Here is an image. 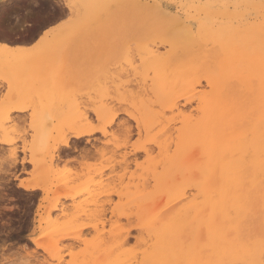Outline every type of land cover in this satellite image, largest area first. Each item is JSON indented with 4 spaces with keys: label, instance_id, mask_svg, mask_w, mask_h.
<instances>
[{
    "label": "snow or ice",
    "instance_id": "6c2138e0",
    "mask_svg": "<svg viewBox=\"0 0 264 264\" xmlns=\"http://www.w3.org/2000/svg\"><path fill=\"white\" fill-rule=\"evenodd\" d=\"M19 3L20 8L7 14L0 5V130L6 149L11 145L6 159L17 160L21 139L26 155L29 134L35 146L37 130L55 125L57 118L70 129L69 135H78L84 125L89 134L103 133L106 143L117 144L121 151L131 147L133 155L142 153L136 171L150 161L157 171L161 164L168 170L166 192L137 197L129 230L139 233L128 249L136 254L133 264H264V0ZM241 9L247 10L244 15ZM134 10H148L152 18L186 34L194 48L204 50L205 60L180 65L178 75L169 74L159 62L143 73L153 54L144 32L135 28L140 17ZM202 67L210 74L194 75ZM142 75V87H137ZM228 77L248 90V107L239 118L234 113L240 109L225 102L220 88ZM184 93L197 105L191 113L178 112L187 99ZM162 104L177 114L178 125H198L193 134L177 127L166 148L159 135L152 136L160 126L154 121ZM14 110L30 114L31 127L26 125L11 140ZM52 113L57 115L50 118ZM63 142L53 145L45 137L42 149L54 155ZM17 183L24 187L27 182L17 177ZM165 195L170 204L158 208ZM96 213L107 215L106 209L97 208ZM104 224L101 247L110 244L115 255L127 245L111 243L107 219ZM0 264L65 260L54 245L38 239L30 248L0 258ZM101 264L127 262L110 259Z\"/></svg>",
    "mask_w": 264,
    "mask_h": 264
},
{
    "label": "bare ground",
    "instance_id": "6f19581e",
    "mask_svg": "<svg viewBox=\"0 0 264 264\" xmlns=\"http://www.w3.org/2000/svg\"><path fill=\"white\" fill-rule=\"evenodd\" d=\"M129 3H157L159 0H126ZM183 2H193V0H183ZM195 2H201V0H195ZM214 2H224V0H214ZM231 3H249L253 0H228ZM258 3V0H254ZM247 10H239L240 15H244ZM140 19L137 21L135 28H138L146 35L145 43L148 46L151 54H153V60L148 65L142 67L141 71L146 74L147 67H150L152 63L159 62L162 66H167V72L169 74H179L177 69L180 65H190L195 60L199 59L201 62L205 60V52L203 49L194 48L190 42L189 37L186 34H181L171 29L164 21L156 20L152 18L151 13L148 10H134L132 13ZM194 75L207 76L210 73L206 67H202L199 72L193 70ZM136 73L133 72V76ZM124 79H127V72H124ZM144 75L141 76V84L137 87H142ZM199 83V80H197ZM149 88H151V80L149 79ZM205 87L207 84L205 82ZM220 88L224 92V100L226 103L237 106L240 111L234 113L239 118L244 109L248 107L247 104V87L242 82H233L230 77L226 78L225 82L221 83ZM131 91V89L129 90ZM187 99L183 100L179 107L178 112L191 113L193 108L197 105H192V99L188 93H184ZM191 104L188 108L187 105ZM13 112H23L14 110ZM91 119V115L85 113ZM258 116V111H257ZM14 117H12L13 119ZM178 116L176 113L171 112V107L167 104H162L159 109V115L155 118V123L160 126L156 129V132L152 133V136H160L159 143L167 145L172 142L173 134L176 133L177 127H183L185 134L195 133L198 125L196 122H189L183 125L177 124ZM182 119V118H180ZM62 121H58L52 127H41L36 132L35 143L42 142L45 137H51L53 145L56 144L57 140L64 141L54 148V155L52 152H46L50 158L51 165L49 166L44 179H40L37 182H31L30 177H21L19 171V165H22V172H27L26 163H30L34 166H38L39 160L35 159L33 151L35 147L33 143H28V151L32 154L25 155L24 152V141L19 144V150L17 152V160L9 162L6 159L8 151L11 150V145L6 146L4 144L5 135L0 130V153H3L7 162V170L5 174L0 178V190L6 188L11 183L12 179L17 180L19 177L25 180L27 183L24 187L18 185L17 192L25 195L22 191L37 192L41 191L42 196L39 198V205L36 210V229L42 230V232L33 240L34 244L38 239L42 240H53L59 237V239L70 240L65 245L71 251V258L66 259L65 254L63 255L65 264H68V260L78 261L79 264H101L107 260H120L127 262V264H133L136 260V254L129 252L133 245L137 243L136 237L139 235L136 229L132 228L129 234L130 225L132 224V217L138 208L137 197L145 196L154 191H167V174L168 170L165 169L164 165L161 164L159 171L156 169L155 162L150 161L148 167L141 168L140 171H136L137 160L143 161L144 156L142 153L131 156L133 149L129 147L126 151H121V148L117 145L112 149V155L110 160L104 166L106 169H110L113 174L103 180H97L96 176H100L103 172L97 174H77V175H60L58 171L53 169L59 160L62 159L61 153H66L72 146H77L76 143L81 142L83 138L90 139L89 137L94 136L96 133L89 134L88 129L84 126H80V133L78 135H69L70 129L62 127ZM103 134V133H102ZM20 136V135H19ZM18 136L8 137L11 140H16ZM91 140V139H90ZM46 142V141H45ZM75 144V145H74ZM107 143L104 141L103 145ZM103 145L94 146L92 148L83 147L79 149L78 162L89 166L91 159L100 160L104 157ZM38 146V145H37ZM160 149H156L154 155L159 154ZM44 152V153H45ZM70 152V151H69ZM20 153H23L21 155ZM43 153V152H42ZM38 154V153H37ZM66 155V154H65ZM45 156V155H44ZM45 163V162H44ZM47 163V162H46ZM45 164H42L44 167ZM40 166V165H39ZM58 166V165H57ZM41 168V167H40ZM171 168V165H170ZM42 174V173H41ZM42 177V176H41ZM40 177V178H41ZM103 178V175L101 176ZM159 178V179H157ZM257 177V183H258ZM116 182L119 188L114 190H108L104 193L100 190L97 194L100 196L93 201L91 208L85 207V203L90 202L88 199H82L86 193L95 191L101 188L103 181ZM77 183V184H76ZM2 187V188H1ZM8 190V189H7ZM22 190V191H21ZM4 191H1L2 194ZM7 193V192H6ZM5 193V194H6ZM24 193V194H23ZM34 197V194H32ZM30 195V197H32ZM175 198V197H174ZM3 200V195L0 196ZM31 199V198H30ZM67 201V202H66ZM77 203V204H76ZM170 201L167 195L163 198V203L158 204V208H163L169 205ZM44 208V210H43ZM106 209L107 215L101 213L99 216L96 213V209ZM113 209L115 214L113 215ZM43 210V212H41ZM70 216V220L62 228H56L57 220L60 216ZM98 218V219H93ZM108 221V229L111 243L119 244L126 243V247L120 248V251L115 255L110 252V244H104L101 247L102 241L106 239L103 235L105 231L104 220ZM78 221V222H77ZM77 222L72 226L73 223ZM257 233L259 228V220L256 221ZM67 226V227H66ZM92 226L93 235L91 238L85 236L84 230ZM115 226V227H114ZM55 227L54 229L50 228ZM44 232V233H43ZM46 237V238H45ZM95 238V239H93ZM58 240V239H57ZM43 241V240H42ZM76 242H83L85 247L78 252L73 250L76 246ZM143 255L141 254V259Z\"/></svg>",
    "mask_w": 264,
    "mask_h": 264
},
{
    "label": "rangeland",
    "instance_id": "374dc122",
    "mask_svg": "<svg viewBox=\"0 0 264 264\" xmlns=\"http://www.w3.org/2000/svg\"><path fill=\"white\" fill-rule=\"evenodd\" d=\"M164 2H169V0H164ZM20 7L21 4L19 3V0H15V3L12 5V7L9 10L5 11V13L7 14L9 12L15 11ZM2 75L3 73L0 72V76ZM0 83H2V81H0ZM192 105L195 104L192 103ZM190 106L191 104L187 105L188 108ZM56 115H57L56 113H52L50 115V118L51 116H56ZM12 117L14 118L12 119L11 127L15 128V135H12L10 133L9 134L10 137L19 136L22 129L26 125L28 127H31L30 114L26 115L24 112H13ZM59 120L60 122L62 121L60 118H57L56 119L57 124ZM89 138L91 140L87 138L86 139L83 138L81 142L76 143L77 146H72L71 148H69V150L66 153H61L62 159L59 160V162L55 166H53V169L58 171V174L60 175H77V174H87V173L97 174L99 172H103L100 176H96V179L100 181L106 177L111 176L113 172L110 169L104 168V166L110 160V156L112 155V149L115 146H117V144L107 143L106 145H103L104 141L106 142V140L102 133H96L94 136H91ZM21 143L22 141L20 140L19 144ZM28 143L30 144L33 143L31 134H29L28 136ZM93 145L94 146L103 145L102 148H103L104 157L101 158L100 160L91 159L90 161H88L90 163L89 166L78 162L77 158L80 151L79 149L83 147L92 148ZM34 148H35V152L33 151V154L34 156H36L35 159L39 160L38 166H34L30 163H26L27 172H22V165L20 164L18 171L19 173H21L20 174L21 177L22 176L30 177L31 182H37L40 179L41 180L44 179V176L46 175V172L49 166L51 165L48 154L42 149V142L41 145L40 143L36 142ZM20 154L23 155V153ZM30 154L32 153L27 152V155ZM139 155L141 154H138V156ZM131 156L134 155L132 154ZM42 164H45L44 167L42 166ZM7 168L8 166L5 160V156L3 155V153H0V178L5 174ZM102 175L103 178H101ZM17 184H18L17 180L12 179L8 187L0 190V196L3 195V200L0 199V258H4L6 255L17 254L20 249L30 248L32 245H34L33 240L36 239V237L42 232V230L36 229V223H35L36 210L39 205V198L42 196V192L37 191L31 193L28 191L26 192L21 190L22 192L25 193V195L21 196V194L17 192L18 190ZM116 187L119 188L116 182L114 183L111 181L108 182V180H104L101 188L99 187V189H96L95 191H91L90 193H86L84 196L81 197L82 199H88L90 201L84 204L85 207L91 208L93 206V201L100 196V194H97L100 190L106 193L108 190H114ZM4 190L6 191L3 192L2 194L1 191ZM32 194H34V197ZM30 195H32V197H30ZM43 210L41 212H43ZM93 219H98V218H93ZM69 220H70V216H64V215L60 216L55 225L56 228H62L63 225L65 226V224H67ZM77 222L67 226H72ZM54 228L55 227L53 228L51 227L50 230ZM84 233L88 239L91 238L94 233L92 226L85 229ZM42 240L43 242H45L44 238ZM69 241L70 240L68 239L62 240L59 239V237H57L54 238L53 240L47 239L45 243L54 245L57 251H61L62 253L65 254L66 259H70L71 258L70 254L72 252L69 251L67 247H65V245L68 244ZM84 247L85 244L83 242H76V246L73 247V250L75 252H78ZM67 252L70 254H67Z\"/></svg>",
    "mask_w": 264,
    "mask_h": 264
},
{
    "label": "crops",
    "instance_id": "0c3cea01",
    "mask_svg": "<svg viewBox=\"0 0 264 264\" xmlns=\"http://www.w3.org/2000/svg\"><path fill=\"white\" fill-rule=\"evenodd\" d=\"M14 3L15 0H0V5H2L4 12L9 10Z\"/></svg>",
    "mask_w": 264,
    "mask_h": 264
}]
</instances>
